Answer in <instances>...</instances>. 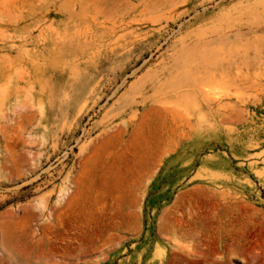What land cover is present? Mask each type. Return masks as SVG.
Returning a JSON list of instances; mask_svg holds the SVG:
<instances>
[{
    "label": "rangeland",
    "instance_id": "obj_1",
    "mask_svg": "<svg viewBox=\"0 0 264 264\" xmlns=\"http://www.w3.org/2000/svg\"><path fill=\"white\" fill-rule=\"evenodd\" d=\"M0 264H264V0H0Z\"/></svg>",
    "mask_w": 264,
    "mask_h": 264
},
{
    "label": "bare ground",
    "instance_id": "obj_2",
    "mask_svg": "<svg viewBox=\"0 0 264 264\" xmlns=\"http://www.w3.org/2000/svg\"><path fill=\"white\" fill-rule=\"evenodd\" d=\"M190 83H191V82H190ZM196 86H197V85H196ZM198 87H199V86H198ZM198 89H200V88H198ZM201 91H202V90H201ZM199 92H200V91H198V93H199ZM202 92H203V91H202ZM204 94H205V92H204ZM205 95H207V94H205ZM207 96H208V95H207ZM207 96H206V97H207ZM205 99H206V98H205ZM208 100H210V99H208ZM206 102H207V100H206ZM206 102H205V103H206ZM152 110H154L155 112L158 113V112H160L162 109H159V108H158V109H153V108H152L150 111H152Z\"/></svg>",
    "mask_w": 264,
    "mask_h": 264
}]
</instances>
